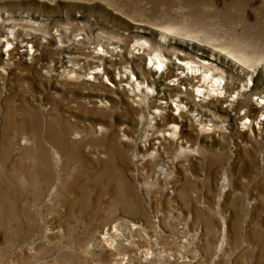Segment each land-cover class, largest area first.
I'll list each match as a JSON object with an SVG mask.
<instances>
[{
	"label": "rangeland",
	"instance_id": "374dc122",
	"mask_svg": "<svg viewBox=\"0 0 264 264\" xmlns=\"http://www.w3.org/2000/svg\"><path fill=\"white\" fill-rule=\"evenodd\" d=\"M0 264H264V0H0Z\"/></svg>",
	"mask_w": 264,
	"mask_h": 264
},
{
	"label": "bare ground",
	"instance_id": "6f19581e",
	"mask_svg": "<svg viewBox=\"0 0 264 264\" xmlns=\"http://www.w3.org/2000/svg\"><path fill=\"white\" fill-rule=\"evenodd\" d=\"M12 44L8 43V47L10 48ZM151 62L156 65V68L154 69L156 74L164 75L166 73V71L169 69V67L167 66V61L165 60L164 56L161 53H156L154 56H152L151 57ZM179 65L184 67V70L181 71L180 73H178V75H177L178 78L176 79L177 82L179 80H181V79L190 78V77L193 78V79L194 78H199V81L201 82L203 80V82L205 84H206V82H210V86L209 85L207 86L205 84L195 85L197 87L196 88L194 87V91L197 93L198 96H200V97L203 96L204 97L207 94L209 95L210 93H213V94H216V95L219 92L223 93L222 86H223L224 82H223V78L222 77L217 76L216 74H212L209 70H206V69L201 71V67L195 66L192 62L180 61ZM99 71H96V74H98ZM125 76L127 77V80H129L128 83H127L128 86H129L128 88L132 89L134 94H138V95L141 94L143 91L146 90L144 88L147 87V92L145 93V97H146L145 100L142 98V95H140L139 98L141 100L143 99V102L148 100L149 93H151V91L153 92V88H150L149 85H146V83L140 81L137 76L131 77V76L127 75V74H124V76L121 77L119 81L122 82L124 80ZM95 78H96V76H95ZM113 82L115 84H112V86L119 85L116 81H113ZM165 103L166 102H161L160 105H162V108H166L167 107V105H164ZM147 104L150 107L149 103H147ZM175 105H176L175 109L178 110V114H180V115H181V113L183 111L187 110V106L183 105L181 103V101L177 102ZM202 120H199V122L201 124L203 123ZM177 134H178V126L175 125L174 126V130L172 132V135L177 136ZM22 144H27V141L24 140V142H22ZM162 170H163V168L161 167L159 169V172H162Z\"/></svg>",
	"mask_w": 264,
	"mask_h": 264
}]
</instances>
